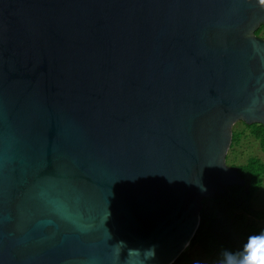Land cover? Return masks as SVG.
Returning <instances> with one entry per match:
<instances>
[{
  "label": "water",
  "instance_id": "95a60500",
  "mask_svg": "<svg viewBox=\"0 0 264 264\" xmlns=\"http://www.w3.org/2000/svg\"><path fill=\"white\" fill-rule=\"evenodd\" d=\"M264 0H0V264H172L264 127Z\"/></svg>",
  "mask_w": 264,
  "mask_h": 264
},
{
  "label": "trees",
  "instance_id": "16d2710c",
  "mask_svg": "<svg viewBox=\"0 0 264 264\" xmlns=\"http://www.w3.org/2000/svg\"><path fill=\"white\" fill-rule=\"evenodd\" d=\"M263 29L264 25H261L255 31V35H260ZM244 126L259 142L264 153V127L259 124H244ZM240 136L239 133L232 132L229 149L238 144ZM236 168L242 174L244 185L239 188L227 189L219 197L202 199L199 227L188 248L172 264H195L213 257L218 252L225 250L234 252L231 248L233 244L231 228L234 222L238 218L243 220L244 215L264 221V209L256 210L251 203L264 180V162L258 158L249 157L244 164ZM235 210L240 211V214L235 215ZM257 241L264 249V232L259 231Z\"/></svg>",
  "mask_w": 264,
  "mask_h": 264
},
{
  "label": "rangeland",
  "instance_id": "374dc122",
  "mask_svg": "<svg viewBox=\"0 0 264 264\" xmlns=\"http://www.w3.org/2000/svg\"><path fill=\"white\" fill-rule=\"evenodd\" d=\"M259 38L264 40V29ZM232 132L239 133L240 140L237 145L227 151L226 164L230 167H237L246 162L249 157H255L264 162V153L262 152L259 142L253 138L248 128L244 126L241 121L236 122L232 126ZM252 206L256 210L264 209V180L262 186L255 194L252 200ZM240 211L235 210V215H239ZM240 220V221H238ZM231 228V238L233 241L232 250L240 252L245 245L249 246L252 252L253 245H255L256 255L252 258L256 264H264V249L258 243L259 231L264 232V221H258L250 216H243V220L238 218ZM221 253H216L209 259H204L199 264H219L221 260ZM197 264V262L195 263Z\"/></svg>",
  "mask_w": 264,
  "mask_h": 264
},
{
  "label": "clouds",
  "instance_id": "9594fccd",
  "mask_svg": "<svg viewBox=\"0 0 264 264\" xmlns=\"http://www.w3.org/2000/svg\"><path fill=\"white\" fill-rule=\"evenodd\" d=\"M219 264H256V262L251 258L249 246L245 245L244 249L240 252L223 251Z\"/></svg>",
  "mask_w": 264,
  "mask_h": 264
},
{
  "label": "snow or ice",
  "instance_id": "6c2138e0",
  "mask_svg": "<svg viewBox=\"0 0 264 264\" xmlns=\"http://www.w3.org/2000/svg\"><path fill=\"white\" fill-rule=\"evenodd\" d=\"M255 255H256V249H255V245H253L252 252H251V258H254Z\"/></svg>",
  "mask_w": 264,
  "mask_h": 264
}]
</instances>
